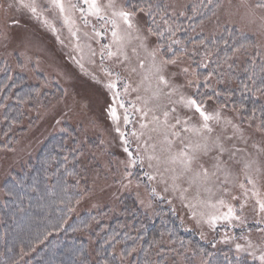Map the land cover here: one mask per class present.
I'll return each instance as SVG.
<instances>
[{"label":"rangeland","instance_id":"1","mask_svg":"<svg viewBox=\"0 0 264 264\" xmlns=\"http://www.w3.org/2000/svg\"><path fill=\"white\" fill-rule=\"evenodd\" d=\"M193 1L163 0L166 13L171 17L183 15ZM61 2L63 13L53 0H23V3L21 0H0V58L39 87L38 100L24 119L28 129L20 141L7 150L10 153L0 151V184L8 171L18 166L19 159L23 161L33 157L41 141L63 132L65 124L77 131L81 148L78 161L86 174L83 181L87 179L89 184V191L75 205L73 216L109 207L104 219H110L119 210L118 200L124 194L132 193L137 203L148 210L160 205L157 199L163 200L162 207L176 216L182 228L193 231L212 249L226 248L236 256H245L261 264L264 212L260 211L257 199L264 200V136L259 120L243 117L238 111L203 96L205 90L214 91L218 85L226 84V81L218 79L220 71L216 74L210 71L202 78L186 55L175 59L174 64L166 63L140 12H135L132 17V29L119 17H113V11L124 8L125 0H112V7L108 6L109 0H97L104 19L89 13L85 0ZM24 4H33L36 14ZM255 4V0H221L215 14L194 28L190 36L209 38L220 34L225 26H234L252 36L254 45L234 51L231 61L225 64L226 68L232 61L237 66L242 65L250 55L264 60V9L255 8ZM81 9L84 10L83 15ZM111 19L116 20L117 30L124 37L119 44L113 42V25L107 22ZM104 45H108L115 55L109 56ZM194 47L196 51L200 48L194 45L191 49ZM153 51L155 57L151 55ZM141 60L143 67H140ZM202 60L203 69L205 60ZM154 65L161 68L160 73L156 72ZM109 72L113 75H108ZM160 74L168 81L167 85L159 82ZM112 80L116 81L117 90L129 107L130 123L127 125L123 122L124 109L117 107V111L119 127L126 134L130 151L134 156L138 153L141 158L134 165H130L123 142L115 131L117 124L108 114L113 97L106 85ZM124 83L129 85L126 92ZM182 96L202 101L209 114L219 113L218 120L209 121L213 129L211 133L198 135L183 131L186 119L189 126L197 128L203 121L194 109L184 106ZM130 105L147 111V115ZM165 111L169 113L168 125L180 119L181 124L176 129L165 126ZM153 117H158V120ZM29 120L31 125L28 126ZM141 123L147 127L141 129ZM173 130L179 131L180 135L172 136ZM133 131L143 135L138 139L131 134ZM165 135L172 141L171 145L165 140ZM205 138L210 150L207 153L196 152L197 159L192 167L195 172L200 171L203 165L209 176L207 180L190 182L192 173L179 176L180 166L171 164L169 158L186 145L203 143ZM217 140L226 149L222 154L215 147ZM149 155L159 157V160L149 161ZM246 163L251 166L245 168ZM173 168L178 175L176 181L171 178ZM145 173L155 178L149 180ZM249 176L254 185L247 183ZM242 183L244 188L240 187ZM173 184L178 186L175 190ZM253 191L256 196H253ZM228 206L235 210L239 219L233 218L231 222L220 219L215 227L211 226L209 218L222 216L228 211ZM162 242L171 248L165 239ZM237 244L240 249H237ZM188 249L189 246L186 251ZM174 257V261H169L171 264H186L184 257L176 254ZM201 261L202 258L192 257L191 263L202 264Z\"/></svg>","mask_w":264,"mask_h":264},{"label":"trees","instance_id":"2","mask_svg":"<svg viewBox=\"0 0 264 264\" xmlns=\"http://www.w3.org/2000/svg\"><path fill=\"white\" fill-rule=\"evenodd\" d=\"M220 4L221 0H194L177 17L166 13L163 0H125L124 8L144 16L167 61L186 55L202 78L220 71L218 79L226 84L205 90L203 96L243 117L257 118L264 136V60L250 55L240 66L234 61L225 66L234 51L252 47L254 38L234 26H225L209 38L190 36ZM140 5L145 11H139ZM194 45H199L198 51L191 49ZM38 88L0 58V151L10 153L7 150L28 129L24 119L38 100ZM63 126V132L41 141L33 157L19 159L0 184V264H171L175 254L186 264H192V257L202 258V264H256L232 250L212 249L193 231L184 230L176 216L162 207L163 200L157 199L160 205L148 210L132 193L124 194L110 219H104L109 207L73 216L89 184L83 181L86 174L78 161L77 131Z\"/></svg>","mask_w":264,"mask_h":264},{"label":"snow or ice","instance_id":"3","mask_svg":"<svg viewBox=\"0 0 264 264\" xmlns=\"http://www.w3.org/2000/svg\"><path fill=\"white\" fill-rule=\"evenodd\" d=\"M21 2L23 3V0H21ZM53 3L60 9L61 13L64 12V5L61 2V0H53ZM85 3L88 4V12L96 15L97 17H99L100 19H104V17L101 15V8L99 7V5L97 4V0H85ZM25 7L30 8L31 12L33 14H36V7L33 4H24ZM109 7H112V0H109ZM73 7H75V5H73ZM133 8H136V5L132 6ZM148 8H151V5L148 6ZM255 8L257 9H264V0H257L256 4H255ZM139 11H145V8L143 7V5L139 6ZM81 13L83 15L84 10L81 9ZM150 14V13H149ZM113 17H119L123 23L125 25H127V27L129 29L133 28V23H132V17L135 15V12L132 10H126L125 8H121L119 11H113L112 13ZM65 22L68 23V18L65 17ZM108 23H111L113 25L112 28V37H113V42L115 43H120L124 37L119 33V31L117 30V24H116V20L115 19H111L107 21ZM85 23H87V20H85ZM149 31L151 32V29H149ZM73 36L76 35L75 32L72 33ZM97 35H101V33L97 32ZM160 35H162V33H160ZM104 49H108V55L109 56H113L115 55V53H113L110 49V47L108 45H104L103 46ZM133 51H135V49H133ZM151 55L153 57H155V51H153V53H151ZM127 59V57H125ZM166 63L169 64H174L175 63V59L173 60H169L166 61ZM144 66V62L141 60L140 61V67ZM156 70L157 73L161 72V68L159 66L154 65L153 66ZM133 71H135V69H133ZM183 71H187V69H184ZM108 75H113V73L109 72ZM211 75V74H210ZM117 79H119V76L117 74ZM207 79V78H205ZM158 80L161 84L167 85L168 81L165 79L164 75L160 74L158 75ZM106 87L111 91L112 93V97H113V103L109 105L108 107V114L110 119L115 122L117 124L115 131L117 133H119L120 139L123 142L124 145V152L127 153L128 157H129V163L130 165H134L137 162V159H141L139 157V154L137 153L136 156L133 155V153L130 151V147H129V141L126 137L125 132L121 131L120 127H119V120H120V115L118 114L117 111V107L124 109V115H123V122L125 125L130 123V113H129V107L125 105L124 100L122 99L120 92L117 90V83L115 80L109 81V83L106 85ZM246 87V86H245ZM129 85L127 83H124V90L125 92L128 90ZM262 88H264V85H262ZM216 95H219V93H217ZM181 102L184 104L185 107L189 108V109H194L195 112L199 113V116L202 118V123L200 125V127H195V126H189L188 125V120L186 119L184 121V127H183V131L184 132H193L195 134H202L204 132H208L211 133L213 131V129L209 126V121L216 119H219V113H216L215 115L213 114H209L208 112H206L203 108L202 105V101H198L196 98L194 97H181ZM130 107L135 108L136 111H141L143 113L144 116L147 115V111H144L143 109L140 108H136L135 105H130ZM174 111V109H173ZM253 111L255 112V109H253ZM164 115V124L166 127H170L172 129H176L177 126H179L181 124V121L179 118L176 119L175 124L173 125H168V116L169 113L167 111H165L163 113ZM154 120H158V117H153ZM230 123V121H229ZM147 125L144 123L140 124V128L144 129L146 128ZM233 128H236L235 125H233ZM262 128H264V122H262ZM153 131H156L157 129H152ZM237 131H239V129H237ZM133 136H136L139 139V136L143 135V133H137L135 131H133L131 133ZM172 136H179L180 132L179 131H175L173 130L171 133ZM165 140L167 141V143L169 145H171L172 141L168 139V136L165 135ZM153 148L155 147L154 145L152 146ZM215 147L219 150V152L222 154L224 151H226V149L224 148L223 144L219 143V141L217 140L215 142ZM209 144L207 142V138H205L203 143L197 142L195 145L189 144L186 145L184 149H181L180 152L176 155H172L169 158V162L173 165L178 164L180 166V172H179V176H182L186 173H192V175L190 176V182H196L199 180H207L209 173L208 170L206 168L203 167V165L200 166V171H193V163L194 161L197 159L195 153L198 151H202L204 153H207L209 151ZM239 151V150H238ZM233 155H235V153H233ZM149 161L153 160V159H157L159 160V157L153 156V155H149L148 156ZM217 160H219V156H217ZM250 163H246L245 164V168L250 167ZM149 167H151V164L149 165ZM217 167L219 168L220 165L217 164ZM257 171H259V169H257ZM173 175H172V180L176 181L178 179V175L176 174V169L173 168L172 169ZM130 174V173H129ZM146 176H148L149 180L154 179V176L148 175V173H145ZM247 183L248 184H253L254 185V181L253 179L249 176L247 177ZM178 187L176 184H173V188L175 190V188ZM241 188H244L245 185L242 183L240 185ZM167 190V189H166ZM184 191H187V189H185ZM247 191V190H246ZM153 192L155 193V189H153ZM253 196H256L257 193L255 191H253ZM221 204H223V201H220ZM257 204L259 205V209L261 212H264V200H260L257 199ZM241 207H243V205H241ZM235 218V219H239L238 216L235 215V210L231 207L228 206V211L226 213H224L222 216H212L209 218V223L211 226L215 227L216 221L223 219V220H227L229 222H231V220ZM237 249H240L241 246L239 244L236 245ZM261 264H264V255H261L259 257Z\"/></svg>","mask_w":264,"mask_h":264}]
</instances>
